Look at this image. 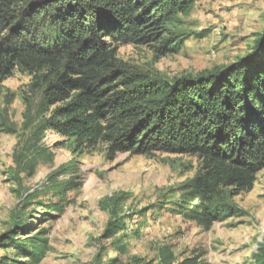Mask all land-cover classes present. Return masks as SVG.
<instances>
[{
    "label": "trees",
    "instance_id": "16d2710c",
    "mask_svg": "<svg viewBox=\"0 0 264 264\" xmlns=\"http://www.w3.org/2000/svg\"><path fill=\"white\" fill-rule=\"evenodd\" d=\"M195 1L0 0V82L15 68L33 75L32 89L42 90L52 106L38 123L41 132L54 129L87 145L102 141L111 154H196L201 166L187 183L196 201L186 214L209 227L234 212L231 196L249 190L264 167V28L233 62L170 80L117 55L130 42L155 43L163 55L177 51L184 34L176 30L177 16ZM36 202L35 212L57 208ZM101 206L110 214L101 237L126 253V219L134 215L122 212L118 194L104 197ZM30 216L24 210L14 214L13 225L0 234L1 245L15 252L0 255V264L45 257L47 229L33 227ZM198 258L178 264H202ZM132 260L175 264L177 255L162 244L156 263L137 255ZM257 260L264 264V258Z\"/></svg>",
    "mask_w": 264,
    "mask_h": 264
},
{
    "label": "rangeland",
    "instance_id": "374dc122",
    "mask_svg": "<svg viewBox=\"0 0 264 264\" xmlns=\"http://www.w3.org/2000/svg\"><path fill=\"white\" fill-rule=\"evenodd\" d=\"M175 26L184 33L177 51L163 55L155 43L130 42L118 48V57L169 80L227 65L263 30L264 0H196ZM32 81V74L15 68L0 82V234L13 225L14 214L29 211L33 227L47 229L50 246L32 264H135L134 255L156 263L162 244L171 245L175 264L193 255L202 264H257L264 258V167L249 190L231 196L234 212L204 227L186 214L196 201L187 187L201 166L196 154H111L102 141L87 145L54 129L41 132L38 123L52 106ZM27 192L39 195L29 200ZM117 194L122 212L137 219H126V253L101 237L110 218L101 200ZM38 200L58 209L35 212ZM1 243L0 255L15 257Z\"/></svg>",
    "mask_w": 264,
    "mask_h": 264
}]
</instances>
